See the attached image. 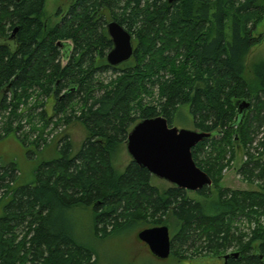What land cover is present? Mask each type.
I'll return each mask as SVG.
<instances>
[{
    "label": "trees",
    "instance_id": "16d2710c",
    "mask_svg": "<svg viewBox=\"0 0 264 264\" xmlns=\"http://www.w3.org/2000/svg\"><path fill=\"white\" fill-rule=\"evenodd\" d=\"M44 4L0 0V137L14 133L28 154L38 151L39 131L29 142L18 132L33 114L44 128L77 121L85 136L75 151L69 134L60 135L55 155L38 163L28 183L19 182L15 160H0V264H130L102 263L96 245L122 230L160 225L169 228L166 259L178 264H264L261 155L245 151L238 168L256 189L219 186L235 149L264 130V53L245 74L262 40L254 30L264 22V0H72L52 25ZM111 19L134 40L132 57L117 66L105 60ZM106 71L116 74L96 78ZM242 99L249 107L239 122L235 102ZM185 105L193 128L211 134L191 148L211 185L159 190L132 159L115 168L133 125L157 115L172 125Z\"/></svg>",
    "mask_w": 264,
    "mask_h": 264
},
{
    "label": "rangeland",
    "instance_id": "374dc122",
    "mask_svg": "<svg viewBox=\"0 0 264 264\" xmlns=\"http://www.w3.org/2000/svg\"><path fill=\"white\" fill-rule=\"evenodd\" d=\"M240 1V0H234ZM70 0H45L43 15L47 20V23L52 25L59 21V16L55 14L56 10L60 8L61 10H66L69 5ZM114 11L121 12L120 6L114 7ZM255 35L261 34L262 40L258 45L251 48V51L248 55L247 66H246V77L250 78V61L253 58L260 57L264 53V22L259 24L255 30ZM263 35V36H262ZM116 73H112L111 71L101 72L96 74V78L101 81H109L111 78L115 76ZM148 100V98H145ZM51 102L50 100L46 102L45 109L47 113L51 111ZM41 110V107H37L34 110V113H37ZM181 120H175L173 122V126L177 128H188L194 129L193 124L191 122V116L188 111V106L185 105L181 108ZM34 115L33 122L28 126L27 122L24 124L25 127L22 128L19 134H25L27 136L28 142L35 139V136L38 135V131L42 137V142L39 144L38 151L34 149L33 154L27 153V148L21 143L18 137L14 133H8L5 136L0 137V160L1 161H9L15 160L18 164V167L21 172V176L19 178V182L28 183L33 179V170L36 168L38 163L41 160H47L55 155L56 149V141L57 138L63 133H68L69 138L72 141L74 150L76 151L81 144V141L84 139L85 130L83 126L77 122L73 121L68 126L59 124L58 126H54L53 124H49L47 127H43L39 124V116L37 114ZM23 125V126H24ZM36 126L39 130H34L29 132L28 127ZM1 126V124H0ZM264 130L260 129V132ZM261 158L264 162V152L261 154ZM229 157V154L226 158ZM131 159L129 154L126 151L125 144L122 143L118 147V151L114 155L113 163L115 168L121 170ZM226 159L224 158V161ZM244 161V150L243 148L235 149V153L233 158L229 160V165L222 170V177L219 181L220 187H228L230 189H256L257 184L247 182L242 179L241 175L238 173V168L241 163ZM152 183L155 184L159 190L166 189L171 184L164 179H160L157 177H153ZM212 187V186H210ZM85 214L82 215L84 219L83 223H87L88 218L90 217V213L88 210H85ZM240 221H237V225L246 230V222L243 218H240ZM86 229V227H85ZM83 230V229H82ZM16 232H22V230H17ZM119 233V232H118ZM136 230H132L131 232L122 230L120 234L115 235L113 238L103 243L96 245L99 256L101 258V262L105 263L106 259H110L113 257L115 260L119 262L127 261L130 264H178L175 262L173 258L171 259H159L153 256L145 243L141 242L136 237ZM89 243L95 244L93 241L88 240ZM181 264H190L189 261H183Z\"/></svg>",
    "mask_w": 264,
    "mask_h": 264
},
{
    "label": "water",
    "instance_id": "95a60500",
    "mask_svg": "<svg viewBox=\"0 0 264 264\" xmlns=\"http://www.w3.org/2000/svg\"><path fill=\"white\" fill-rule=\"evenodd\" d=\"M105 27L112 42L105 54L107 64L117 66L126 62L134 52L132 35L114 19L108 20ZM235 104L240 122L249 102L242 99ZM210 136L208 132L169 125L163 116L157 115L141 119L133 125L127 134L125 147L131 159L151 175L187 191H196L211 185L212 181L195 164L191 148ZM136 237L157 258L166 259L169 256L170 234L166 225L143 228L136 233Z\"/></svg>",
    "mask_w": 264,
    "mask_h": 264
},
{
    "label": "built area",
    "instance_id": "2783aa9c",
    "mask_svg": "<svg viewBox=\"0 0 264 264\" xmlns=\"http://www.w3.org/2000/svg\"><path fill=\"white\" fill-rule=\"evenodd\" d=\"M263 138H264V131L258 134L254 142H249L246 144V148L243 149L244 150V160L247 159L245 151H248L249 153L253 155H259L262 152H264V147L258 144V141L259 142L262 141Z\"/></svg>",
    "mask_w": 264,
    "mask_h": 264
},
{
    "label": "flooded vegetation",
    "instance_id": "af4514ba",
    "mask_svg": "<svg viewBox=\"0 0 264 264\" xmlns=\"http://www.w3.org/2000/svg\"><path fill=\"white\" fill-rule=\"evenodd\" d=\"M71 1H72V0H70V2H71ZM69 4H70V3H69ZM63 12H64V11H63ZM63 12H62V13H63ZM132 39H133V36H132ZM133 45H134V40H133Z\"/></svg>",
    "mask_w": 264,
    "mask_h": 264
}]
</instances>
